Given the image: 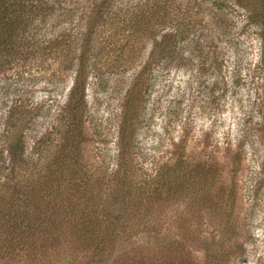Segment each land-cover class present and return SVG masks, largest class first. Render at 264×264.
<instances>
[{
    "label": "rangeland",
    "instance_id": "rangeland-1",
    "mask_svg": "<svg viewBox=\"0 0 264 264\" xmlns=\"http://www.w3.org/2000/svg\"><path fill=\"white\" fill-rule=\"evenodd\" d=\"M90 1L54 3L57 10L32 30L42 42L0 72V210L17 209L16 193L24 186L38 184L43 199L44 177L59 158L63 179L73 177L64 165L63 107L77 35L85 29L81 10ZM127 1L121 0V6L138 3ZM245 3L257 5L256 0ZM169 10H160L157 14L164 16L158 20L150 18L147 29L133 32L115 24L119 13L93 35L79 157L93 186L90 194L102 198L98 211L105 206L110 216L131 206L127 191L155 188L157 175L181 158L173 178L176 192L161 194L134 229L120 231L102 261L87 262L85 251L68 246L63 231L56 236L43 231L33 240L34 250L39 240L56 243L48 250L46 243L35 264H264V69L257 30L231 0H175ZM171 31L177 34L173 59L154 61L139 82L142 109L127 154L132 185L110 190L117 178L114 157L126 94L153 44ZM59 37L65 50L49 48ZM11 108L20 110L8 117ZM16 137L26 151L12 167L6 148ZM197 168L215 173L203 178ZM98 181L103 189L90 184ZM67 194L62 188V204ZM224 220L230 229L222 226ZM17 255L2 262L19 264L24 257Z\"/></svg>",
    "mask_w": 264,
    "mask_h": 264
},
{
    "label": "trees",
    "instance_id": "trees-1",
    "mask_svg": "<svg viewBox=\"0 0 264 264\" xmlns=\"http://www.w3.org/2000/svg\"><path fill=\"white\" fill-rule=\"evenodd\" d=\"M120 1L91 0L90 3L85 2L83 5L80 20L85 24V29L77 35L78 46L73 79L63 107L66 112V130L61 136L62 142H64L62 148L63 146L67 148L66 154L64 153V165H67L70 171L73 170V177L66 181L63 179L61 175L63 161L59 158L55 168L44 177L43 184L46 186V195L43 199L39 196L41 188L38 184L37 188L24 186L16 193V196H19L17 202L19 207L17 209L14 207L10 212L0 210V220H2L0 222V264H4L2 262L4 259L8 261L9 257H12L11 255L17 257V254L24 257L18 260L19 264H35L33 261L42 255L45 244L47 243L48 250L56 243V240H39L35 244L34 250L33 240L35 241L36 236L43 231H47L49 236L60 235V232L63 231L64 235L70 239L67 241L68 246L85 251L84 259L87 262L96 259L102 261L103 254L112 250L116 242L115 238L120 231L129 232L134 229V225H137L138 222L137 219L149 213L150 207H154L160 201L161 194L176 192L173 178L175 172L181 169V158H178L173 165L165 167L162 173L157 175L154 180L157 184L155 188L153 187L147 192L142 187L127 191L125 197L131 206L122 207L117 215L110 216L105 206L98 211V208L103 205L100 202L102 198L100 195L98 197L97 194H90L93 186H89L88 178L82 171L79 152L84 139L85 86L93 35L97 33L98 29L106 27L111 19L119 13L122 15L121 20L118 19L115 24H120L132 32L139 28L147 29L150 18L158 20L164 16L157 14L160 10L164 9V12H169V8L171 9L175 5V0H165L164 3L162 0H137L136 5H132V0H128L127 5L129 3L131 5L122 7ZM231 1L233 5L243 10L246 23L254 26L257 30L260 45L259 62L264 69V0H256V6H248L245 3L246 0ZM56 2L60 3L62 0H0V72L9 70L15 61L26 58L25 51L42 42L36 33H32V30L45 23V19L57 10H54L53 6ZM151 8H155L156 11L150 13ZM176 38V31H171L162 35L159 41L153 44L148 61L134 76L132 85L126 94L118 131L117 152L114 157L117 178L110 190L132 185L131 176L128 175V171H132V168L128 166L127 154L132 146L135 124L142 109V99L138 93L139 82L154 61L173 59ZM61 39L59 37L52 41L49 48L60 46L61 50H65V46L61 47ZM262 90L264 93V79ZM18 110L20 109L11 108L7 116L11 117L13 112ZM36 139L34 144H37L39 137ZM25 151L23 141L16 137L6 148L8 165L13 167L22 161ZM195 173L205 178L215 173V170L211 168L198 170L197 168ZM168 176L170 179H167ZM209 179L211 180L210 177ZM90 184H98L100 189H103L104 185L101 181ZM62 188L68 193L64 200L65 204L58 200ZM79 203L81 206L78 205ZM230 214L231 211L227 213V216H224L230 219ZM222 226L225 230L230 229V222L225 221ZM30 247L34 252L29 251ZM3 257L6 258L3 259ZM138 263L142 264L144 260Z\"/></svg>",
    "mask_w": 264,
    "mask_h": 264
}]
</instances>
